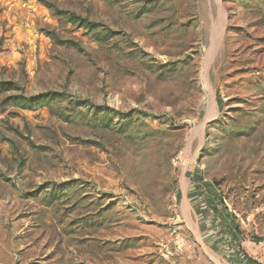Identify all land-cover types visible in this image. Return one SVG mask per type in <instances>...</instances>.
I'll use <instances>...</instances> for the list:
<instances>
[{"label": "rangeland", "instance_id": "obj_1", "mask_svg": "<svg viewBox=\"0 0 264 264\" xmlns=\"http://www.w3.org/2000/svg\"><path fill=\"white\" fill-rule=\"evenodd\" d=\"M261 205L264 0H0V264H212Z\"/></svg>", "mask_w": 264, "mask_h": 264}, {"label": "crops", "instance_id": "obj_2", "mask_svg": "<svg viewBox=\"0 0 264 264\" xmlns=\"http://www.w3.org/2000/svg\"><path fill=\"white\" fill-rule=\"evenodd\" d=\"M184 202H187L186 190H184ZM260 208L264 210V205H261ZM208 220V218L202 219V222L199 225L201 226V233L203 235V251L209 258L210 263L236 264L238 262H241L243 264H255L250 259H248L242 251L239 250L238 243L248 238L264 240V237H253L248 234L240 236L234 234V238L230 237L232 236V231H234L231 230L230 227L232 228V226H234V228H236L237 222L235 220L230 221L227 214L216 216L217 223L211 224V222L209 223ZM218 223H220V225ZM242 227L244 228V230H246V232L250 234H254L256 236H264V226L254 230H250L246 225H242ZM230 230L231 234L229 235L228 233L230 232L228 231ZM200 264H205L202 259L200 261Z\"/></svg>", "mask_w": 264, "mask_h": 264}, {"label": "built area", "instance_id": "obj_3", "mask_svg": "<svg viewBox=\"0 0 264 264\" xmlns=\"http://www.w3.org/2000/svg\"><path fill=\"white\" fill-rule=\"evenodd\" d=\"M238 248L255 264H264V240L244 239L238 243Z\"/></svg>", "mask_w": 264, "mask_h": 264}, {"label": "bare ground", "instance_id": "obj_4", "mask_svg": "<svg viewBox=\"0 0 264 264\" xmlns=\"http://www.w3.org/2000/svg\"><path fill=\"white\" fill-rule=\"evenodd\" d=\"M219 43H220V41H217V44L216 45H218ZM209 62H210V58L205 61L206 64L209 63ZM206 67H207V65L204 67V71L207 70ZM201 78H203V76ZM203 79L205 81V82H203V88H204V92H203L204 95L203 96L205 97V100H206V107H207V109H210L211 111H213L215 113V115H216V114H218V108H217V103H216V99H215V92L211 89L210 85L207 84V82H206V76L205 75H204V78Z\"/></svg>", "mask_w": 264, "mask_h": 264}]
</instances>
